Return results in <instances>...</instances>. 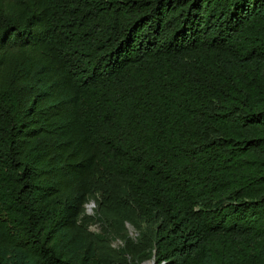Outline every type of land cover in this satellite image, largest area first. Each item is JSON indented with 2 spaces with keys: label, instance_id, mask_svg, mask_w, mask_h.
I'll return each instance as SVG.
<instances>
[{
  "label": "trees",
  "instance_id": "trees-1",
  "mask_svg": "<svg viewBox=\"0 0 264 264\" xmlns=\"http://www.w3.org/2000/svg\"><path fill=\"white\" fill-rule=\"evenodd\" d=\"M148 260L264 264V0H0V264Z\"/></svg>",
  "mask_w": 264,
  "mask_h": 264
},
{
  "label": "rangeland",
  "instance_id": "rangeland-1",
  "mask_svg": "<svg viewBox=\"0 0 264 264\" xmlns=\"http://www.w3.org/2000/svg\"><path fill=\"white\" fill-rule=\"evenodd\" d=\"M92 204H93V205H92ZM94 206H95L94 203L89 204V205H88V211H89V212H92Z\"/></svg>",
  "mask_w": 264,
  "mask_h": 264
},
{
  "label": "water",
  "instance_id": "water-1",
  "mask_svg": "<svg viewBox=\"0 0 264 264\" xmlns=\"http://www.w3.org/2000/svg\"><path fill=\"white\" fill-rule=\"evenodd\" d=\"M142 264H156V263L154 260H148V261L143 262Z\"/></svg>",
  "mask_w": 264,
  "mask_h": 264
}]
</instances>
